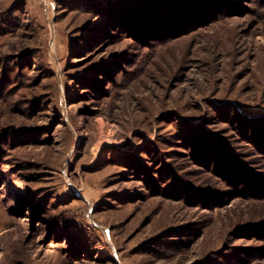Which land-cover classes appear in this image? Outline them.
<instances>
[{"label": "rangeland", "instance_id": "374dc122", "mask_svg": "<svg viewBox=\"0 0 264 264\" xmlns=\"http://www.w3.org/2000/svg\"><path fill=\"white\" fill-rule=\"evenodd\" d=\"M0 264H264V0H0Z\"/></svg>", "mask_w": 264, "mask_h": 264}]
</instances>
